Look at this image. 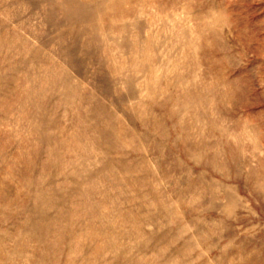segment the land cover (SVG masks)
Instances as JSON below:
<instances>
[{
  "label": "rangeland",
  "instance_id": "1",
  "mask_svg": "<svg viewBox=\"0 0 264 264\" xmlns=\"http://www.w3.org/2000/svg\"><path fill=\"white\" fill-rule=\"evenodd\" d=\"M0 264H264V0H0Z\"/></svg>",
  "mask_w": 264,
  "mask_h": 264
}]
</instances>
